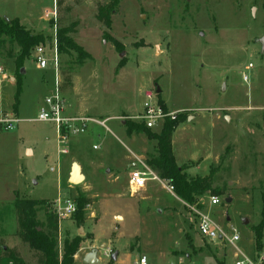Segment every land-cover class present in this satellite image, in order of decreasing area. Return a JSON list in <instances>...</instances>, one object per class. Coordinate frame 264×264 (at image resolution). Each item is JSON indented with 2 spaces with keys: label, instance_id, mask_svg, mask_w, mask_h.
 Here are the masks:
<instances>
[{
  "label": "rangeland",
  "instance_id": "obj_1",
  "mask_svg": "<svg viewBox=\"0 0 264 264\" xmlns=\"http://www.w3.org/2000/svg\"><path fill=\"white\" fill-rule=\"evenodd\" d=\"M96 1L108 2L76 0L80 6L75 17L71 7L56 0L58 29L77 23L69 37L92 57L81 61L75 52L60 54L68 108L76 99L78 107L99 113L136 109L119 114L127 132V124H138L135 117L143 92L159 85L181 123L173 136L176 161L186 163L185 167L199 165L190 169L193 175L213 173V188L223 192L220 205L210 206L209 197L217 194L206 193L189 206L210 215L227 236L235 230L240 237L236 246L247 254L264 251V228L260 247L254 233L264 206V51L260 42L264 0H122L112 16L110 33L125 47L124 55L103 38L104 27L95 18ZM26 2L0 0V16L20 14L40 24L45 10L53 8V0ZM45 18L48 33L53 34V23ZM49 36L39 46L50 50ZM19 54L17 45L9 42L0 49V67L5 72L0 79V106L7 112H13L15 104L17 85L9 77L15 74ZM124 57L126 63L119 68ZM25 64L19 130H0V244L7 242L13 248L20 244L16 196L48 200L38 213L41 223L46 212H55L57 200L71 199L77 210L72 218L60 221L62 235L57 241L63 248L66 240H79L78 264H85V256L94 249H98L99 264H137L142 257L149 264H233L236 248L202 238L195 213L184 201H175L162 183L149 182L147 190L133 193L132 169L128 174L127 168L134 159L131 150L142 154L151 147L144 136L128 141L113 120L106 125L114 135L107 132L99 150H93L92 141L82 148L91 162L86 185L67 184L65 174L59 180L55 129L34 122L54 79L52 66L39 70L33 51ZM251 64L253 68L247 69ZM27 146L34 148V156L25 155ZM49 153L54 156L47 159ZM63 169L68 170L66 164ZM81 197L93 200L82 212ZM117 216L122 220H116ZM116 252L118 257L112 261ZM22 256L28 264L37 263L28 247Z\"/></svg>",
  "mask_w": 264,
  "mask_h": 264
},
{
  "label": "trees",
  "instance_id": "obj_2",
  "mask_svg": "<svg viewBox=\"0 0 264 264\" xmlns=\"http://www.w3.org/2000/svg\"><path fill=\"white\" fill-rule=\"evenodd\" d=\"M121 2L122 0H108L105 4L98 3L95 16L96 20L104 27L103 38L105 41L111 42L120 54L125 51V47L110 32L113 26L112 16L118 11ZM77 25V23H73L69 27L58 29L59 54L71 55L72 52H75L81 61L91 59L92 57L69 37L70 34L75 33ZM46 39H50V36L43 33L32 34L17 18L6 21L0 17V49L7 42L17 45L20 49V54L15 57L14 77L17 93L13 112L16 114L20 105V95L25 75L22 70L25 68V62L30 59L31 51ZM125 63L126 57L121 59L119 68L124 66ZM180 124L177 120H167L159 134L152 133L145 125L140 123L127 124V135L145 134L149 140L157 141V155H150L146 162L162 180L168 181L174 187L175 195L185 203L194 204L198 197L206 193H215L217 196H222L223 192L221 190L213 188V173L206 177L189 178L185 172L186 168L177 165L172 137ZM92 201L89 198H79L81 212L91 205ZM48 203V200H28L16 196L15 210L18 224L16 236L22 243L28 245L30 251L34 252V258L37 260L36 264H76L75 256L79 251V240H66L63 248L59 247L57 240L60 232V220L58 215L46 212L44 223H41L38 219V213ZM261 217L262 221L254 229L257 247L261 246L262 230L264 228V206ZM0 257L1 259L11 260L13 264H27L18 249L9 248L3 242L0 244Z\"/></svg>",
  "mask_w": 264,
  "mask_h": 264
},
{
  "label": "built area",
  "instance_id": "obj_3",
  "mask_svg": "<svg viewBox=\"0 0 264 264\" xmlns=\"http://www.w3.org/2000/svg\"><path fill=\"white\" fill-rule=\"evenodd\" d=\"M45 16L53 23L54 36L51 42L50 50L44 46H38L33 50L34 61L39 70H47L52 66L54 74V88L52 92L46 96L44 103L39 110L34 122L46 123L54 126L57 135V153L58 157L68 154V145L72 138L86 135L92 126L101 127L105 132H110L107 127V120H100L88 116H77L68 113L67 100L63 92V80L60 71V54L58 39V9L57 5L53 10H47ZM252 69L251 64L247 69ZM5 76L3 68L0 67V79ZM245 81H249V76H245ZM177 113L172 112L159 99L156 88L151 87L143 92L142 111L135 117V120L146 126L150 131L156 129L162 130L167 120H176ZM22 120L14 112L0 113V130L5 132L16 131ZM99 149L98 145L94 146V150ZM131 189L133 193H138L144 189L149 182H160L173 195L174 187L166 180H162L159 175L154 172L149 165L140 159L135 162V167L130 173ZM203 199V198H202ZM203 204L204 201L201 200ZM210 206L221 204L219 196L209 197ZM197 217V226L200 236L212 242H226L230 246L236 248L233 264H264V251L256 255H247L236 245L240 241V237L234 230L232 236H227L218 227L210 215L203 212L200 208L189 206ZM55 214L59 220H67L72 218L76 213V203L71 199H59L54 203ZM137 264H149L147 257H142Z\"/></svg>",
  "mask_w": 264,
  "mask_h": 264
},
{
  "label": "crops",
  "instance_id": "obj_4",
  "mask_svg": "<svg viewBox=\"0 0 264 264\" xmlns=\"http://www.w3.org/2000/svg\"><path fill=\"white\" fill-rule=\"evenodd\" d=\"M26 2V4L28 3H31V2H35V0H19V2ZM63 1L64 3H62L63 5H68L69 7L72 8L71 10V15H74L75 17L78 16L75 12H76V9L77 7H79L80 5L76 4V0H61ZM99 3V1H96ZM83 4V3H82ZM94 4V3H93ZM20 6V5H19ZM54 6H56V0H53V8H47L44 12V14L40 17V24L39 23H34L31 21L30 17H26L25 15H20L19 16H7V15H2L0 17L2 18H7L8 20H13V19H19L21 24L23 26H25L27 28V30L29 31H32V32H37V33H43L45 35H52V38L54 36V33L53 34H50L48 33L49 32V24L47 22V19L45 18V13L47 10H53L54 9ZM59 7L58 3H57V8ZM70 8V9H71ZM96 10H97V7H96ZM80 19V18H78ZM46 24H44V23ZM80 34V33H79ZM86 51V50H85ZM25 75L27 74V70H26V64H25ZM24 75V76H25ZM9 80H10V83H13L15 84L16 80H15V77L14 76H10L9 77ZM49 82L50 83V91L49 93L47 94V96L52 92L53 88H54V79H51ZM48 83V82H47ZM154 84V82H152ZM49 84V83H48ZM152 84V85H153ZM3 83L0 84V86H2ZM155 86V84H154ZM153 86V87H154ZM159 86V85H158ZM160 87V86H159ZM76 88V87H75ZM151 88V87H150ZM161 88V87H160ZM162 93H163V90L161 89V97H162ZM159 96V94H158ZM76 98V97H75ZM160 100H162V103L167 107V109H175V108H172L165 100L164 98L162 97L159 98ZM72 104H70V108H68V113L71 114V115H77V116H88V117H93V118H98L100 120H107V121H110L112 122L115 121V125L114 127L117 129V130H122V134L126 137V139L128 141H131L132 138H135V137H138V136H144L149 144V146L151 147L149 150H146L145 152H143L142 154H139V153H136L134 151L131 150L133 156H134V159L131 160L128 165H127V168H128V174H129V170L130 169H133L135 167V162L137 159H140V160H143V161H147L149 156L150 155H157L156 153V150H157V141L156 140H149L148 137L145 135V134H140V135H136V134H133L131 136H128L127 135V132H126V128L124 126L125 122H119V114L123 111V112H126V113H133L136 111V109H133V108H122V109H116L114 111H111V112H94L92 110H88V109H84L83 107H78V103L76 101V99L73 100V102H71ZM143 103V102H142ZM142 103H141V107L140 109L137 111L138 114L142 111ZM68 105V103H67ZM68 107V106H67ZM2 112H7L3 106L1 107L0 106V113ZM19 114V109H18V113L17 115ZM117 122V123H116ZM52 126V125H51ZM54 128V126H52ZM55 129V128H54ZM19 130V128L17 129V131ZM110 130V129H109ZM56 132V130H54ZM152 132H155V131H152ZM161 130H159L158 132H155V133H160ZM111 134H113V131L110 130ZM107 135V132L104 133V131L102 130L101 127H97V126H92L90 128V130L88 131V133L86 135H83V136H80V137H75V138H72L70 140V143H69V148H68V153L66 156H69L67 159H63V157H58V153H57V147H56V154H55V158L57 160L54 161V164L56 166V169L58 170V173H59V180L62 181V177H63V174H65V177H66V183L69 184V180H70V177H71V174H72V171H73V168L76 165H78L80 167V170H81V174L83 175L84 177V182L80 185H83L86 183L87 181V178H88V175L90 174V170H91V162L88 160V159H85L83 153L84 151L82 150V148H84V146L88 143H90V141L94 142L93 145H92V148L94 150V146L95 145H98L99 146V149L101 148V145L102 143L100 142V139H105V136ZM114 135V134H113ZM174 136V134H173ZM95 139V140H94ZM172 145H173V137H172ZM97 149V150H99ZM95 151V150H94ZM173 151H174V148H173ZM31 153V156H34L35 155V150L33 147H30V146H27L25 147L24 149V153L26 156H28V153ZM74 152V154L72 153ZM54 156V154H52ZM49 154L46 155L47 159L52 156ZM147 157V159H144V157ZM175 156V155H174ZM176 159V157H175ZM54 159H51V162L53 161ZM191 162H197L196 161H191ZM147 163V162H146ZM177 165L179 167H185L183 165H180L177 161H176ZM53 164V163H52ZM66 164L68 170L65 171L64 173V165ZM199 166V165H198ZM198 166H192V165H187L186 170L185 172L187 173L188 177L189 178H196V177H206L208 175H203V176H199V175H193L190 171L191 168H195V167H198ZM72 185V184H71ZM86 185V184H85ZM129 185L131 187V181L129 180ZM77 186V185H75ZM61 188V187H60ZM146 189V187L144 188ZM147 190V189H146ZM61 192V191H60ZM173 197L175 199V201L177 202H180L181 204H184V202L179 199L175 194H173ZM92 199V198H91ZM41 200H45V199H41ZM176 204V203H175ZM160 211V210H159ZM117 218H120V220H122V217L121 216H117L116 217V220ZM119 221V220H118ZM59 235H62L61 232H59ZM4 240V239H3ZM20 240V239H19ZM5 241V240H4ZM6 242V241H5ZM6 246H7V242H6ZM9 247V246H7ZM25 247H28V245L22 243V241L20 240V244H16L14 248L18 249V251L20 252L21 256H22V250L24 249L25 250ZM9 248H12L13 247H9ZM239 248V247H238ZM29 249V247H28ZM240 250H242L245 254H247L243 248H239ZM29 252L30 254L34 257V252L30 251L29 249ZM247 255H250V254H247ZM23 258V256H22ZM86 258V256H85ZM84 258V260H85ZM235 258V257H234ZM24 259V258H23ZM3 260H9V259H1L0 261V264H2ZM83 260V261H84ZM75 262H76V256H75ZM28 264V262H26ZM9 264H13V262L11 260H9ZM76 264H78L76 262Z\"/></svg>",
  "mask_w": 264,
  "mask_h": 264
},
{
  "label": "water",
  "instance_id": "obj_5",
  "mask_svg": "<svg viewBox=\"0 0 264 264\" xmlns=\"http://www.w3.org/2000/svg\"><path fill=\"white\" fill-rule=\"evenodd\" d=\"M6 21H8L7 18H4ZM260 42L262 43L263 45V51H264V38L260 40ZM125 53H123L124 55ZM22 73L25 74V69L22 70ZM156 90H157V93L160 94L161 93V88L159 86H156ZM225 90V89H223ZM70 184L72 185H80L84 182V177L83 175L81 174V170H80V167L78 165L75 164L74 168H73V171H72V174H71V177H70V180H69ZM230 201V200H228ZM117 220H120V218H117ZM245 224H247V221H245ZM81 233V232H80ZM118 257V252L114 253L111 257V260L112 261H116ZM84 263L85 264H99L100 261L98 259V249H94L92 253L88 254L84 260Z\"/></svg>",
  "mask_w": 264,
  "mask_h": 264
}]
</instances>
